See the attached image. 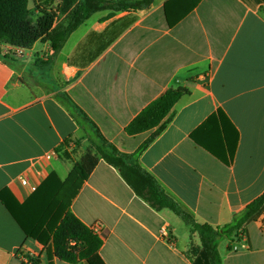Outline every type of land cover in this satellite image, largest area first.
Here are the masks:
<instances>
[{
	"label": "crops",
	"instance_id": "0c3cea01",
	"mask_svg": "<svg viewBox=\"0 0 264 264\" xmlns=\"http://www.w3.org/2000/svg\"><path fill=\"white\" fill-rule=\"evenodd\" d=\"M32 2L54 13L52 28L66 26L60 0ZM171 2L96 12L58 52L38 41L17 51L7 45L13 56L0 53V264L26 263L27 257L69 264L54 257L51 235L41 228L36 238L26 237L4 205L26 207L50 174L65 181L89 148L62 95L117 150L132 154L155 129L128 136L126 126L166 90L184 89L163 131L138 156L141 168L195 222L213 228L229 224L264 194V0H200L169 28L165 7ZM217 111L238 134L230 166L190 137ZM219 133L207 128L200 136L219 144ZM22 177L34 192L20 184ZM69 209L101 240L104 264H209L203 249L191 259L185 255L200 241L180 218L152 208L103 160ZM228 242L218 245L222 264H264V205L244 223L240 238Z\"/></svg>",
	"mask_w": 264,
	"mask_h": 264
},
{
	"label": "trees",
	"instance_id": "16d2710c",
	"mask_svg": "<svg viewBox=\"0 0 264 264\" xmlns=\"http://www.w3.org/2000/svg\"><path fill=\"white\" fill-rule=\"evenodd\" d=\"M176 0H172L171 3ZM179 1V0H178ZM176 1V7L169 12L165 7V17L169 28L174 27L200 0L192 3ZM153 0H60L64 12L69 11L66 26L52 28L55 15L42 9L34 20L29 0H0V47L10 45L17 49H28L34 43L50 42L54 52H58L68 36L96 12L109 10L111 12L136 11L151 5ZM180 3V4H178ZM1 53V50H0ZM4 56V59H7ZM185 94L181 88L168 89L149 103L125 128L128 136H135L155 129L152 135L143 142L132 154L122 153L109 143L87 116L66 96H61L62 103L67 107L74 121L81 127L89 125L93 130L90 137V147L79 162L73 167L68 178L60 182L54 174H50L31 199L24 206L12 208L4 203L7 211L18 223L26 237L36 238L41 228L51 235L50 242L53 255L60 261L75 264L86 261L87 264H104L98 256L101 240L87 228L69 209L71 200L76 195L83 181L87 179L99 160L120 172L123 180L134 193L156 210L168 209L190 228V235L196 234L200 245L190 243L185 255L191 259L203 249L209 264H222L218 251L219 242L226 239L229 242L238 240L243 232V225L264 205V194L249 203L245 209L234 216L229 224L213 228L206 224L195 222L190 215L170 199L156 180L141 168L138 156L165 128L164 119L172 107ZM207 128H218L219 144L200 136ZM191 139L226 166L233 160L238 134L222 111L212 114L196 131ZM3 201V198L0 197ZM21 264H38L37 258L27 257V262Z\"/></svg>",
	"mask_w": 264,
	"mask_h": 264
},
{
	"label": "rangeland",
	"instance_id": "374dc122",
	"mask_svg": "<svg viewBox=\"0 0 264 264\" xmlns=\"http://www.w3.org/2000/svg\"><path fill=\"white\" fill-rule=\"evenodd\" d=\"M41 6H42V4H39L38 6H36L35 2H34V4H33V2L30 3L29 7L31 9L32 17H33L34 20L40 15V11L42 9L47 10V7H44V6L41 7ZM57 9H58V14H60V13L61 14L68 13V15H69V11L64 12L62 10V8L60 7V2L58 4ZM64 26L65 25L57 24V27H64ZM6 47H7V45H2L0 47V50H1L2 54L3 55H7V56H13L12 54H14V52L7 50ZM2 48H3V50H2ZM39 61H42V60L40 59ZM81 129L83 130V132H84V134H85V136L87 138L86 140H87V142L89 144V147H90V143L89 142H90V137L93 135V130L91 129V127L89 125H86V124H82L81 125ZM225 240L226 239H223L222 241L219 242V245L221 246L220 247L221 249L224 246ZM228 246H230V242H228Z\"/></svg>",
	"mask_w": 264,
	"mask_h": 264
},
{
	"label": "built area",
	"instance_id": "2783aa9c",
	"mask_svg": "<svg viewBox=\"0 0 264 264\" xmlns=\"http://www.w3.org/2000/svg\"><path fill=\"white\" fill-rule=\"evenodd\" d=\"M9 47L10 48H13V47H11L10 45H9ZM7 48V47H6ZM9 48H7V50H8ZM15 51H17V50H21V49H17V48H13ZM9 51H11V50H9ZM12 55H15V54H12ZM45 158L46 159H51L52 158V154L51 153H49L48 155H46L45 156ZM20 184L23 186V187H29V189H30V191L31 192H34L35 190H36V187L35 186H29L28 185V183H27V179L26 178H24V177H22V178H20ZM161 236H162V238L166 241V242H171V240H170V237H169V234L167 233V230L166 229H162L161 230Z\"/></svg>",
	"mask_w": 264,
	"mask_h": 264
}]
</instances>
